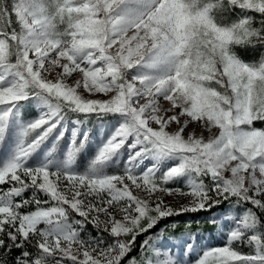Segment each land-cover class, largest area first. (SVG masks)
Segmentation results:
<instances>
[{
    "label": "snow or ice",
    "instance_id": "6c2138e0",
    "mask_svg": "<svg viewBox=\"0 0 264 264\" xmlns=\"http://www.w3.org/2000/svg\"><path fill=\"white\" fill-rule=\"evenodd\" d=\"M0 264H264V0H0Z\"/></svg>",
    "mask_w": 264,
    "mask_h": 264
},
{
    "label": "trees",
    "instance_id": "16d2710c",
    "mask_svg": "<svg viewBox=\"0 0 264 264\" xmlns=\"http://www.w3.org/2000/svg\"><path fill=\"white\" fill-rule=\"evenodd\" d=\"M240 55L246 60H251V59L258 58L259 53L258 52H252V51H241ZM200 215H204V214H200ZM197 218H199V217H193V219H197ZM176 219H179L181 221V227H183V221L186 220L187 217L182 216V217H178ZM194 227H195V225H194ZM140 239H143V237H141ZM211 243L213 246H215V245L219 244L220 241L215 239V237H214L212 239ZM132 255H136V253L133 252Z\"/></svg>",
    "mask_w": 264,
    "mask_h": 264
}]
</instances>
